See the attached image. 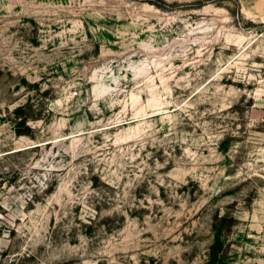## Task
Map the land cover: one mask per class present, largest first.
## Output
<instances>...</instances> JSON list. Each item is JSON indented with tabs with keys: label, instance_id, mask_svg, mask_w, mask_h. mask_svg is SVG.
I'll return each mask as SVG.
<instances>
[{
	"label": "rangeland",
	"instance_id": "obj_1",
	"mask_svg": "<svg viewBox=\"0 0 264 264\" xmlns=\"http://www.w3.org/2000/svg\"><path fill=\"white\" fill-rule=\"evenodd\" d=\"M0 264H264V0H0Z\"/></svg>",
	"mask_w": 264,
	"mask_h": 264
}]
</instances>
